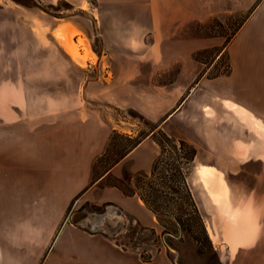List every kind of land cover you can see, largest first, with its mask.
I'll return each instance as SVG.
<instances>
[{
    "label": "rangeland",
    "instance_id": "rangeland-1",
    "mask_svg": "<svg viewBox=\"0 0 264 264\" xmlns=\"http://www.w3.org/2000/svg\"><path fill=\"white\" fill-rule=\"evenodd\" d=\"M124 14L118 10L103 11L100 0H0V99L4 85L9 84V95L16 108L28 112L14 115L7 128L15 131L24 123L43 122L49 131L69 132L71 143L75 142L77 195L70 204L68 217L72 220L73 214L82 210L104 213L111 205L123 209V217L114 214L105 220L103 228L93 231L107 235L137 257L138 264H241L231 258L228 243L220 241L225 226L234 227L235 222H240L230 219V215L244 211L248 212L244 221L253 230V240L257 238L264 245V170L239 165L240 152L233 146V139H225L230 152L223 154L218 152L217 139L202 137L196 130L202 110L211 112L207 106L212 102L210 95H203L198 105L192 101L178 113L187 99L197 98L198 92L216 89L211 86V79L226 78L232 72L228 44L164 42L162 37L147 32V18L136 21L128 31ZM218 24L214 20L200 25L198 33L208 38L209 34L225 30ZM68 25L72 32L79 31L74 39H88L96 55L94 60L77 59L57 39L55 31L70 32ZM195 31L189 34L196 36ZM43 97L53 98V104L43 106ZM213 98L214 104L225 101L218 94ZM37 108L41 110L39 114L35 113ZM3 126L1 117L0 129ZM159 128L189 140L198 148V159L196 156L189 171V183L207 229L214 222L218 234L212 236L208 229L212 243L200 235L196 221H191L192 226H181L176 219L178 210L173 207H163L161 223L142 197L149 209L141 211V219L129 214L115 200L121 189L111 184L128 176L135 186L139 172L151 171L161 151L153 134ZM122 134L145 136L139 155V164L145 170H136L129 161L112 170L130 144ZM63 141L61 138L60 142ZM261 143L264 150L263 139ZM213 157L223 166L220 177L227 178L232 189L233 196H228L223 204L208 197L201 181V172L215 175L199 168ZM109 169L111 174L99 180ZM135 195L140 197L139 193ZM202 199L206 200L209 213L201 209ZM154 214L156 218L152 217ZM223 236L229 241L232 234ZM83 242L77 252H83V246L91 244ZM260 242L249 246L252 256L259 259L261 255L255 246ZM169 244L176 250H171Z\"/></svg>",
    "mask_w": 264,
    "mask_h": 264
},
{
    "label": "crops",
    "instance_id": "crops-1",
    "mask_svg": "<svg viewBox=\"0 0 264 264\" xmlns=\"http://www.w3.org/2000/svg\"><path fill=\"white\" fill-rule=\"evenodd\" d=\"M100 5L103 11H123L128 31L136 21L147 18V32L162 37L164 42L228 44L233 70L225 75L227 79L221 76L211 79V86L216 89L210 92L207 89L208 94L198 92L197 98L187 99L178 113L192 101L198 105L203 95H210L212 102L207 106L211 107V112L202 110V120L198 121L196 130L202 137L217 139L218 152L223 154L230 152L225 139H233V146L240 152L239 165L264 170L261 143L264 140V0H100ZM214 20L225 30L209 34L208 38L198 33L200 25ZM190 31L197 35H190ZM3 91L0 99L3 105L0 119L2 117L4 124L0 129V264H138L137 257L107 235L89 230L68 217L70 204L77 195L75 142L71 143L69 132L49 131L43 122L24 123L15 131L8 130L9 120L14 115L28 112L16 108L9 95V84L4 85ZM216 94L225 101L214 104ZM42 100L45 101L43 106L52 105L54 101L49 97ZM226 101L234 106H227ZM39 109L35 113L39 114ZM144 142L112 170L125 161L136 170H145L146 167L139 164ZM222 167L215 157L199 167L203 172L215 173L213 177L202 172L200 175L208 197L220 204L233 196L227 178L220 177ZM235 169L229 168L230 171ZM117 194L115 200L131 215L141 219V211L149 209L137 195H126L122 190ZM212 199L209 198L211 202ZM199 204L203 212L209 213L206 200L202 199ZM247 216L248 212L244 211L230 215V219L240 222H235L234 227L225 226V234L232 236L228 241L222 234L220 244L228 243L231 258L241 264H264V245L257 238L253 240V230L244 221ZM214 227V222L208 226L212 236L218 234ZM86 240L91 244L83 246V252H77L76 248ZM255 241L260 242L255 247L261 260L250 253L249 246Z\"/></svg>",
    "mask_w": 264,
    "mask_h": 264
},
{
    "label": "trees",
    "instance_id": "trees-1",
    "mask_svg": "<svg viewBox=\"0 0 264 264\" xmlns=\"http://www.w3.org/2000/svg\"><path fill=\"white\" fill-rule=\"evenodd\" d=\"M153 134L161 147V151L156 156L151 171L139 172L135 186L128 181V176L125 179H119L120 183L111 185L118 187L126 195L139 193L161 223L164 216L163 207H173L171 209L178 210L179 214L176 219L181 226H192L193 220L196 221L199 224L200 235L212 243L205 220L189 183V171L198 154L197 146L187 139L168 134L162 128ZM122 135L129 139L130 144L123 150L114 164L121 161L136 148L145 137L143 135ZM110 169L109 172L102 174L99 179H104L110 175ZM165 227L171 230L168 226L165 225Z\"/></svg>",
    "mask_w": 264,
    "mask_h": 264
},
{
    "label": "bare ground",
    "instance_id": "bare-ground-1",
    "mask_svg": "<svg viewBox=\"0 0 264 264\" xmlns=\"http://www.w3.org/2000/svg\"><path fill=\"white\" fill-rule=\"evenodd\" d=\"M67 28L70 30L71 26L68 25ZM55 32H56L57 39H59V41L65 47L70 49L71 52L75 55V57L77 59H79V60H83L84 58H93V60L95 59L96 55L93 52V50L91 49L89 42H88V39L83 38V37H79V39H77V40L74 39L73 36L75 34L79 33V31L77 29H73V32L71 30H70V32H68V31H63L61 29H58ZM114 214H117V213L114 212L112 214V216H114ZM119 216L123 217L121 215H119ZM88 219L89 218H86L85 220H83L82 224L86 225Z\"/></svg>",
    "mask_w": 264,
    "mask_h": 264
},
{
    "label": "water",
    "instance_id": "water-1",
    "mask_svg": "<svg viewBox=\"0 0 264 264\" xmlns=\"http://www.w3.org/2000/svg\"><path fill=\"white\" fill-rule=\"evenodd\" d=\"M116 212L118 215L123 216V210L115 205H111L107 208L104 213H90L87 210L78 211L73 214L72 220L75 223H82L83 220L89 218L86 225L91 228V230H99L103 228L105 220L110 218L112 214ZM171 250H176L173 246L169 244Z\"/></svg>",
    "mask_w": 264,
    "mask_h": 264
}]
</instances>
